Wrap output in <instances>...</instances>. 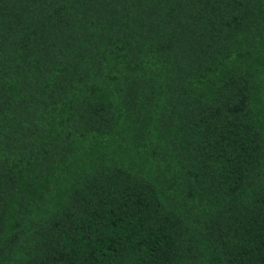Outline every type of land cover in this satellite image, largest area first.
Returning <instances> with one entry per match:
<instances>
[{"label":"trees","instance_id":"1","mask_svg":"<svg viewBox=\"0 0 264 264\" xmlns=\"http://www.w3.org/2000/svg\"><path fill=\"white\" fill-rule=\"evenodd\" d=\"M0 264H264V0H0Z\"/></svg>","mask_w":264,"mask_h":264}]
</instances>
